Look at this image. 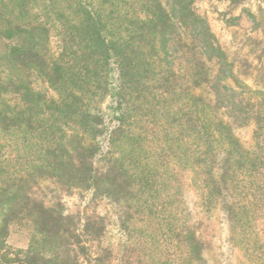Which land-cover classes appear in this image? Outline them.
<instances>
[{
	"label": "trees",
	"instance_id": "16d2710c",
	"mask_svg": "<svg viewBox=\"0 0 264 264\" xmlns=\"http://www.w3.org/2000/svg\"><path fill=\"white\" fill-rule=\"evenodd\" d=\"M250 72L234 71L192 0H0V264H83L81 239L144 221L167 233L148 264L203 261L194 216L178 203L190 186L221 214L228 243L264 264L254 226L264 204V67ZM236 125L253 127L249 146ZM43 189L89 200L73 213ZM92 205L104 209L87 214ZM23 222L26 249H9L10 226ZM137 245L134 264H144L148 250ZM112 251L82 260L111 264Z\"/></svg>",
	"mask_w": 264,
	"mask_h": 264
},
{
	"label": "rangeland",
	"instance_id": "374dc122",
	"mask_svg": "<svg viewBox=\"0 0 264 264\" xmlns=\"http://www.w3.org/2000/svg\"><path fill=\"white\" fill-rule=\"evenodd\" d=\"M192 8L196 14L207 21L215 41L223 47L226 60L232 65L235 72L245 73V71L249 69V73H251L250 71H252L253 68L257 69L264 67V0H239L237 3H233L230 0H192ZM50 45L52 54L58 55L60 49L57 39L52 37ZM248 83H250V81ZM33 89L44 94L46 97L55 98L54 93L51 92L47 85L36 79L33 81ZM108 105L109 99L104 98L99 108L107 114ZM252 132L253 127L248 125H236L233 130V134L237 140L245 147L249 146L251 143ZM101 141L102 138L99 143ZM99 147L100 153L104 154L107 149L105 142H101ZM104 163L107 162L100 161V164L103 165ZM193 188V186H190L191 190L189 194L179 197L178 199L181 200V202L178 203L181 205V203L184 202L188 205V209L191 210L189 218L194 216L195 219L194 222H191L194 226L193 229L198 231L201 236L200 241L201 249H203V261L199 262L197 258H195L196 263L194 262V264H258L260 261L258 260L256 263L254 260L256 256L252 254L253 251L251 255L249 254L250 251L248 246L242 245L240 247L228 243L227 232L223 225L221 214L217 211L206 209L208 207L203 203V198L200 193L196 190L193 191ZM48 191L47 189H43L41 197L43 196L45 200H49L50 197H64V199H67L65 202L66 208L73 213H82L85 203L89 200V198L84 197V193L81 192H75L69 197H65L64 195L55 196L54 194H49ZM178 199H174V202ZM96 202L97 201L93 200L94 204ZM103 209V205L100 210L92 205L86 213L90 214L92 211L100 213ZM144 219H149V216L144 215ZM179 219L181 220L179 216L174 218L175 222H179ZM254 226L256 232H258L257 235L261 238L260 241H264V204L261 205L257 213ZM10 227H12V230L6 239L7 247L12 250H25L29 240V224L23 222L18 223L15 227H13V225ZM158 228L159 227L153 225V223L149 225L144 221L135 226L132 225V230L126 231V233H123V229L112 227L109 229L110 234L107 237L105 236L102 238L98 235L90 234V237L80 240L81 243L77 245L79 250L82 247L86 250H78L76 252V257L80 262L86 264L82 258L87 259L99 253L100 249H109L113 246L112 255L115 258L112 257L113 262L111 261V264H122L124 261L134 264V261L139 258L138 251L141 249L139 245H137V243H139L140 245L142 244V248L148 250L146 257L142 258L143 263L148 264L146 260H149L151 253L154 254L155 251V246H153L155 240H158V243L155 245H159L161 242V240H159V235L161 236V233H166L164 223L160 226L159 231ZM153 230L158 232L156 237L155 234L151 233ZM108 237H110L111 240H108ZM164 237L166 238V236ZM249 240H251V237L247 238L246 241ZM164 244L166 245L167 242H164ZM165 245L161 246L163 250L166 248L173 252L174 250L178 251V248L174 249V243H168L166 247ZM87 246L88 248H86ZM259 246L260 243L252 245V248L258 249ZM10 259L14 260V256H10ZM109 261L110 260H106L104 264H108ZM181 262V259L177 255L175 259H170L167 263L180 264Z\"/></svg>",
	"mask_w": 264,
	"mask_h": 264
}]
</instances>
